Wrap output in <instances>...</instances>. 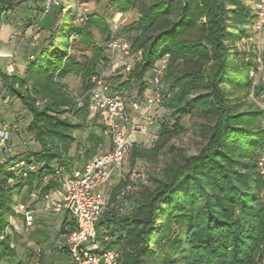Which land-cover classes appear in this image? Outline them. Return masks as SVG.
<instances>
[{
  "label": "trees",
  "instance_id": "16d2710c",
  "mask_svg": "<svg viewBox=\"0 0 264 264\" xmlns=\"http://www.w3.org/2000/svg\"><path fill=\"white\" fill-rule=\"evenodd\" d=\"M255 2L154 0L116 35L113 19L130 12L135 0H109L107 14H88L85 26L76 24V8L57 9L64 13L61 22L30 61L25 77L0 72L4 99H17L29 113L26 130L40 147L16 156L0 153L7 158L0 167V264L13 259L15 264L44 262L45 252L36 254L32 248L17 258V233L11 224L19 216L18 205L37 210V205L46 203L44 196L60 191L62 173H72L81 159L71 155L75 132L88 130L91 79L100 71L99 61L106 59L94 31L106 42L127 39L133 53H142L126 81L122 76L106 78L114 93L143 95L150 71L170 55L162 77L161 106L169 113L168 120L151 147L133 145L130 162H155L159 155L171 162L162 177L148 174V184L127 196L130 210L109 212L107 207L97 224L99 237H110L109 246L121 254L120 264H257L264 247V178L257 166L263 133L262 115L252 94L264 92V82L253 92L256 55L243 48L229 50L230 45L239 48L249 29L254 30ZM17 6L15 0H0V23L3 14ZM197 29L200 35L187 39ZM85 48L92 53L81 61L78 53ZM261 58L264 64V52ZM72 75L79 76L84 86L82 108L65 83ZM237 89L244 90L247 98L237 99ZM190 115L200 119L205 143L195 155H185L173 144L184 134L183 120ZM95 126L88 133L90 145L77 144L84 150L82 160L103 148L105 127ZM17 160L37 169L26 176L10 171L8 166ZM123 188L126 184L120 181L108 206L119 203ZM32 193L39 194L41 201L32 202ZM64 217L60 235L66 236L76 223ZM45 230V226L35 228L30 240L43 250L47 245L53 249ZM62 253L67 254L65 248Z\"/></svg>",
  "mask_w": 264,
  "mask_h": 264
},
{
  "label": "built area",
  "instance_id": "2783aa9c",
  "mask_svg": "<svg viewBox=\"0 0 264 264\" xmlns=\"http://www.w3.org/2000/svg\"><path fill=\"white\" fill-rule=\"evenodd\" d=\"M32 4H39V11L47 15L54 10L62 8L61 0H29ZM80 7V6H79ZM254 31L264 41V0L255 2ZM65 11V10H64ZM88 21L87 9L77 8L76 24L85 26ZM18 33L12 34L11 43L18 42ZM106 49L112 53H120L128 58L141 59V51L133 53L131 44L127 39H111ZM34 56H30L32 61ZM170 64V55H165L150 71L147 80V89L140 97L129 98L126 93H114L106 82V74L99 71L91 79L93 84L89 91L88 112L92 118L97 119L105 127V136L110 140V149L89 158L82 166L75 169L71 174L62 173L60 191L48 194L42 198L55 214H64L70 220H74L76 228L69 230L66 235L65 249L69 264H120V252L110 247V237L104 235L99 237L97 224L108 207L109 200L103 187L112 177L117 174L119 179L123 177V169L126 160L132 153L134 141L126 132V126L133 121V114L145 118L146 115L155 112L163 105L162 77ZM135 65L125 66L129 73ZM14 65L6 68V75L11 76ZM253 92L254 88L264 82V64L262 58L258 60L256 70L252 71ZM0 88L2 81L0 78ZM252 99L262 115V144L258 156V171L264 178V92L259 95L252 94ZM7 96L5 102H9ZM78 106L84 107V100L79 99ZM16 126H0V153L10 152L12 131ZM133 133L146 134L147 129L133 123ZM7 164L5 155L0 156V167ZM12 172L22 173L24 176L37 169L35 164H29L25 160H17L8 166ZM131 190L127 186L120 197H125ZM32 202H40L39 194H31ZM38 210H33L27 205H19L17 214L22 216L25 227L34 225ZM13 226V224H11ZM14 227V226H13ZM40 253V251H39ZM39 264V263H38Z\"/></svg>",
  "mask_w": 264,
  "mask_h": 264
},
{
  "label": "rangeland",
  "instance_id": "374dc122",
  "mask_svg": "<svg viewBox=\"0 0 264 264\" xmlns=\"http://www.w3.org/2000/svg\"><path fill=\"white\" fill-rule=\"evenodd\" d=\"M24 0H15L18 5L23 2ZM77 2L79 0H76ZM91 2H85V1H79L78 4L74 3V8H82L87 9L88 14L92 13H98L101 15H106V5L107 1L109 0H90ZM154 0H135V6L134 8L123 15V17L120 19L119 15H117L113 21H112V30L113 34H117L119 28L125 24L126 22L130 20H137L141 14L146 10L148 5H150ZM97 3V4H96ZM80 6V7H79ZM71 7V6H69ZM54 12V11H53ZM38 17H43L40 12H38ZM41 15V16H40ZM42 20V19H40ZM39 20V21H40ZM3 21V19H2ZM41 22V21H40ZM201 31L199 29L192 32L190 35L187 36V39H195L200 35ZM249 37L245 38L242 43L239 44V48L232 47L230 45L229 50H243L245 49L247 52H252L256 55V60H258L262 57V54L264 52V41L257 36L255 31L253 29H249L248 31ZM96 35V41L98 45L104 46L106 44V41L104 40L103 36L100 35L97 31H95ZM243 48V49H242ZM91 48H85L82 50L81 53H78L79 59H81L83 56H91ZM82 54V55H81ZM135 58H128L123 55H113V57L110 59V63L105 65L103 68V72L105 74H118L119 72H122L121 70H125V66L127 65H135L136 64ZM127 73V72H126ZM123 74V72H122ZM127 75V74H124ZM149 78V75L147 77V80ZM69 90L70 92L75 96L77 99L83 98L84 95V86L82 84L81 78L79 76H71L68 79ZM131 94V95H130ZM135 92L132 93H126L129 98L135 97ZM235 96L237 99H244L247 98L245 96L244 90L237 89L235 90ZM5 94L1 91L0 88V126L1 127H8L11 124L15 125L16 128H13V137L10 143V152L14 154V156L25 153L29 150L37 151L40 149L39 145L35 141L33 135L29 134L26 130L28 124L30 123V115L27 111H25L20 104V102L17 99H12L9 102H5ZM169 113L165 111L162 107L157 109L155 112L146 115L145 118H142L140 115L135 116L133 114V121H131L126 126V132L128 135H130L131 140L135 142V144H138L139 146H142L144 148L151 147L152 143L157 139L160 133L161 125L168 120ZM200 119L195 115H190L186 117L183 120L184 128L186 129L184 134L179 137L178 139H175L173 141V144L178 147L185 155H195L199 152V150L205 145L203 138L200 135V127H199ZM133 123H136L140 126H144L147 129L146 134H139V133H133L131 131V127ZM89 129H95L96 126L92 125L90 126L88 123ZM76 143L73 145V148L71 150V155H76L77 157L80 156V160H82L84 156V150L82 148H77V144L80 145H90V143L87 141L88 137V131H76ZM110 140L109 138L105 137L103 148L101 151L107 150L109 148ZM130 156L126 160V165L123 169V177L121 179L122 182H124L127 186L131 187V190L127 193V195L124 197L117 196L118 204H112L108 206L107 211L109 212H116L121 209V212H126L130 210L132 206V202L130 199H127V196L134 195L138 192V190L143 186L148 184V174H154L159 177H162L164 174V171L167 167V165L171 162V159L169 157H165L162 155H159L157 160L155 162H148V161H136L134 164H131L130 162ZM67 175V173H65ZM115 185L113 184L108 187L106 196L108 197V200L110 202V196L112 193V190L115 188ZM105 189V186L103 187ZM125 188H123L121 191H123ZM120 191V192H121ZM19 205L16 207L18 209ZM41 208H43L42 212H38L37 218L35 220V224L31 228H27L24 225L22 216L14 217L12 220L13 224V230L17 233V241L14 243V246L17 250V258L23 256L24 252L28 248H32L35 250L36 254L39 253V251L45 252L44 262L39 263L38 261L35 264H69V259L64 253H62L63 248H65L66 244V236L60 235V232L62 230V226L64 224V214H55L50 209H48V205L42 204ZM37 222H43V225L38 224ZM42 226H45L46 233L48 237L50 238L51 242H54V248L53 250L49 251L48 249L43 250L41 247L36 245L34 242H31L30 237L31 234L33 235V231L35 228L41 229ZM56 238V239H55ZM55 240V241H54ZM6 264H15L16 260L13 259L11 261H7ZM4 264V263H3ZM149 264H162L159 262H152ZM180 264V263H178ZM257 264H264V247L261 250V256L258 258Z\"/></svg>",
  "mask_w": 264,
  "mask_h": 264
},
{
  "label": "crops",
  "instance_id": "0c3cea01",
  "mask_svg": "<svg viewBox=\"0 0 264 264\" xmlns=\"http://www.w3.org/2000/svg\"><path fill=\"white\" fill-rule=\"evenodd\" d=\"M61 1L63 3V6L68 8H70L69 6L73 7L74 3L76 2V0ZM84 1L91 2L90 0ZM72 2L74 3L72 4ZM38 12H40L39 4H32L30 1L24 0L15 8V10L8 11L3 14V21L0 23V72L6 73L7 66L13 64L14 72L12 76H16L20 79H23L25 77L26 69L30 63V56L35 57L40 52V50L47 44V39L50 36L51 31L54 30L57 25L61 22L62 15L64 14L60 13V11L58 10H54V12H51L47 15H42L40 13L43 17H38ZM118 15L120 19L123 17V14L121 13ZM14 33L19 34L17 43L10 42V37ZM107 43L108 42H106L104 46H101L105 50L106 59H102L98 63L97 69H100V71H104V66L110 63V59L113 57V55H122L120 53H112L107 51ZM121 71L123 72V74L122 72H119L118 74H106V78L122 76V82H124L127 80V75L124 74L128 73H126L125 70ZM70 77L65 79V83L67 86H69L67 83ZM88 123L90 126L95 125V123L101 124L97 119L92 118L90 115H88L87 125ZM90 130L91 129H89L88 127V133ZM109 149L110 146L109 148H107V150L100 151L99 153L107 152ZM10 154L14 156L13 153L10 152ZM86 161L87 160H80L76 162L72 171L82 166ZM120 181L121 179H119L118 175L115 174L109 181V183L105 186V189H103V191L107 194L108 187L113 184H118ZM41 206L42 205L40 204L36 206L39 213L43 211V208H41ZM48 246L49 245H47L45 248L49 251L53 250Z\"/></svg>",
  "mask_w": 264,
  "mask_h": 264
}]
</instances>
